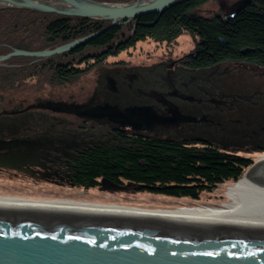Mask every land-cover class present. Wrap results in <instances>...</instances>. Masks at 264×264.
<instances>
[{
  "label": "trees",
  "instance_id": "16d2710c",
  "mask_svg": "<svg viewBox=\"0 0 264 264\" xmlns=\"http://www.w3.org/2000/svg\"><path fill=\"white\" fill-rule=\"evenodd\" d=\"M95 1L125 3L137 0ZM208 1L185 0L163 13L124 21L86 45L62 54L39 60L12 57L0 66V74H9L7 77L14 76L22 81L42 73L53 81L71 80L83 73L82 65L89 63V59L102 61L147 38L170 43L184 31L199 37L197 48L189 58V66L194 70H205L225 61L264 66V0H251L231 18L223 15L206 18L193 12ZM110 24L111 21L99 18L40 12L26 7H1L0 56L24 46L35 51L54 49L99 32ZM86 50L89 55L83 56ZM140 68V74L153 81V86L161 80L158 67L154 70ZM127 74L116 71L111 76L123 92L110 91L104 76L98 93L107 94L111 100L119 95V102L125 106L146 104L149 93L134 92L129 84L132 79ZM124 82L129 85L127 89ZM138 88L135 84V89ZM157 89L167 90L163 85ZM201 103L203 101L196 102L200 107L198 112L204 105ZM17 110L15 115L5 116L7 128L27 131L36 123L35 132L26 133L51 142L54 150L59 151L60 158L55 161L70 186L92 188L104 181L134 193L199 200L203 193L213 191L218 185L241 179L255 162L250 154L264 153V123L259 124L257 119L253 124L251 118L226 121L220 111L198 117V129L182 139L107 128L76 141L72 135L68 137V132L59 126L61 124L51 122L52 115H39L35 120L27 107ZM204 117L207 120H202ZM48 121L55 128L49 127ZM28 176L29 184H23L27 187L12 185L4 190L14 195L21 191L24 195L39 194L32 191L41 186L40 179Z\"/></svg>",
  "mask_w": 264,
  "mask_h": 264
},
{
  "label": "water",
  "instance_id": "95a60500",
  "mask_svg": "<svg viewBox=\"0 0 264 264\" xmlns=\"http://www.w3.org/2000/svg\"><path fill=\"white\" fill-rule=\"evenodd\" d=\"M181 1L185 0H137L132 3L0 0L2 7H26L40 12L111 21L103 30L55 49H14L0 56V65L15 56L41 58L72 51L124 21L163 13ZM69 106L77 108L81 116L108 117L115 123L121 122L141 131L148 123L163 120L141 105L126 107L123 113L111 105L83 108L80 104L64 102L57 103L52 109L63 110ZM22 143L26 142L7 141L4 147ZM0 147L4 148L3 145ZM28 151V154L14 150L0 153V167L43 179V175L24 165H40L39 159L45 158L46 153L39 151V146L31 145ZM247 175L249 182L264 187V158L254 162ZM0 264H264V228L0 205Z\"/></svg>",
  "mask_w": 264,
  "mask_h": 264
},
{
  "label": "rangeland",
  "instance_id": "374dc122",
  "mask_svg": "<svg viewBox=\"0 0 264 264\" xmlns=\"http://www.w3.org/2000/svg\"><path fill=\"white\" fill-rule=\"evenodd\" d=\"M50 1L56 2V0ZM247 1L250 0H210L193 12L206 18H213L217 15L234 16L240 10L239 7ZM198 43L199 37L191 31H184L175 41L170 43L147 38L125 48L118 54L107 56L102 61H97L96 59L87 60L89 63L82 65V69H85L83 73L71 80L61 82L53 81L46 73H42L39 77L25 79V81L23 80L24 83L21 79H14V76L7 77L9 74L1 73L0 107L5 109V116L15 115L19 111L17 109L21 108V106L27 107L35 120L39 118V115H52L51 122L61 124L59 126H63V129L68 132V137L72 135L76 141L91 135H97V130L101 131V129L105 130L107 128L126 129L132 132L138 131V128H133L121 122L115 123L108 117L81 116L77 113V108L70 106L63 110L52 109L57 103L64 102L69 105L80 104L83 108L96 105H111L120 113H123L126 107L140 105L130 104L125 107L124 104L119 102V95L116 99L112 98L111 100L106 97L107 94L98 93L97 88L100 86L101 78L104 76L107 85H110V91L117 94L123 92L120 91L119 84L111 77L112 72L123 71L127 72V75L132 79L129 84L134 92L149 93V98L145 99L146 104H141V106L150 108L154 115L157 114L163 118L161 121L156 120V122L148 123L146 125L147 128L144 131L140 130L141 132L160 137L171 136L182 139L186 137V134H191L198 129V126L196 128V125L199 124L197 122L198 117L211 111H220L226 121L235 122L237 119L247 120V118H251L253 124L257 119H259V124L264 123V66L251 62L225 61L205 70H194L189 66V58L193 56ZM24 47L23 49H26V46ZM26 50L35 51L32 49ZM85 55H89L87 50L83 56ZM33 58H38L36 60H39L46 57ZM4 62L0 66H3ZM140 67L150 68V70L159 68L161 80L158 81L156 86H153V81L148 79L147 76L140 74L142 70ZM135 84L139 86L138 89L140 91L135 89ZM161 84L167 90L160 91L157 89L162 86ZM124 85L126 89L129 87L125 82ZM168 96H174L182 102L172 99V103L168 104L165 101V99H169ZM197 101H203L201 104H204L199 112L198 109L200 107H197ZM202 120H207V117ZM51 122L47 125L55 128ZM36 125L35 123L31 126L33 129L31 128L27 131L35 132L37 129ZM21 131L27 132L26 130ZM49 154L51 160L48 163L50 172L53 170L52 174L50 178L44 177L39 180L41 181V186L32 191H37L39 194L34 192L33 195H49L54 198L82 197L84 199H105L104 197L100 198L101 193L107 195L111 193L114 195L110 196L116 198L110 200L118 203L134 204L131 202H136L135 204L170 205L165 201H158L156 199L157 195L153 194H151L150 199L146 200L148 202L137 201L138 199L130 201V198L135 199L140 193L120 189L108 182H103L100 186L92 188L70 186L55 161L60 158L59 151L52 148ZM263 155L264 153L257 152L250 154V157L257 161L263 158ZM247 170L243 177L248 176L246 175ZM14 176L17 177L14 178ZM229 182L233 183L232 181L225 183ZM225 183L218 185L213 191L205 192L201 195L200 199L204 205L207 204L206 207L230 206L228 205L229 201L218 202L224 199V195H226L224 194ZM23 184H29L28 175H17L10 170L0 171L1 188L7 190L12 188V185L27 187L23 186ZM132 187V185H129V188ZM93 189L95 190L94 193Z\"/></svg>",
  "mask_w": 264,
  "mask_h": 264
},
{
  "label": "bare ground",
  "instance_id": "6f19581e",
  "mask_svg": "<svg viewBox=\"0 0 264 264\" xmlns=\"http://www.w3.org/2000/svg\"><path fill=\"white\" fill-rule=\"evenodd\" d=\"M34 140H35L34 145H32V147L39 146V151H43L46 153V157L45 158L41 157L39 161L41 159H46L47 156H49L51 149L53 148V144L51 142L42 141L40 139H34ZM17 147H18L17 145L8 146V150L20 151V149H17ZM43 148L46 150H43ZM262 157L264 158V155ZM263 158L258 159L257 162L261 161ZM24 166L26 168L33 169L35 172L34 167H37L38 164L26 163ZM2 168L8 169L5 167ZM1 171H6V170H1ZM14 173L17 175H21L24 172L17 170V172ZM31 177L36 179H41L38 178L36 175H32ZM225 184L226 185H225L224 194L226 195H224V199L218 202L221 203V202L229 201L228 205L230 206H224V205L222 206L218 204L219 205L218 207H206L207 204L204 205L201 199L199 200H191L189 198L178 199V198L167 197L162 195H157L156 199L158 201H165L167 202V204L170 205L159 206L150 203L135 204L136 202H131L134 204L118 203L116 201L110 200L116 198V197L112 198V196L110 195H114V194L111 193H109L108 195L101 193L100 198L104 197L105 199H96V198L84 199L82 197L54 198L49 195H30V194L24 195L23 193L14 195L11 194L10 192H6L3 188L1 189V187H0V205L31 208V209H41V210L64 211V212L109 213V214H128V215L164 217V218H174V219H184V220L264 228V187H260L249 182L248 176L242 177L241 179L233 183L229 182ZM94 192L95 190L93 189V193ZM150 196H151L150 193H140L137 195L135 199L130 198L129 200L136 201L138 199L137 201H146L147 199H150Z\"/></svg>",
  "mask_w": 264,
  "mask_h": 264
},
{
  "label": "flooded vegetation",
  "instance_id": "af4514ba",
  "mask_svg": "<svg viewBox=\"0 0 264 264\" xmlns=\"http://www.w3.org/2000/svg\"><path fill=\"white\" fill-rule=\"evenodd\" d=\"M169 99H165V101L168 103V104H171L173 101L172 99L176 100L177 102H182L180 99L176 98V97H171V96H168ZM126 107V106H125ZM1 108V107H0ZM4 118H5V109L1 108L0 109V146L5 145V143L7 141H20V142H26L25 144L22 143V144H19L17 149H20L21 152L23 153H26L28 154V148H29V145H34V139H36V136H32L31 134L28 135V133H24L22 132L21 130L19 131H11L9 128H7V126L9 125H6L4 122ZM199 123V122H198ZM196 123V124H198ZM17 126V125H16ZM1 148V147H0ZM43 150H46L43 148ZM8 147H4L2 149H0V152L1 153H6L8 152ZM51 156L49 154V157L46 158V160L44 159H41L40 160V165H38L37 167H34L35 169V173L37 174H43L45 178H50L51 174H52V171L50 172V166H49V163L48 161H50L51 159ZM1 170H10V171H13V172H17L15 170H11V169H3L2 167H0V171ZM23 174H26V175H31V173H23Z\"/></svg>",
  "mask_w": 264,
  "mask_h": 264
}]
</instances>
